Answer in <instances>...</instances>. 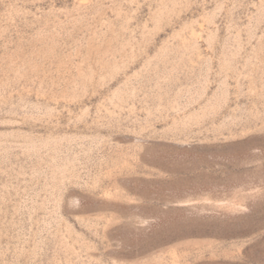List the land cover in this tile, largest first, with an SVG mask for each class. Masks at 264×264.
I'll return each instance as SVG.
<instances>
[{"label": "rangeland", "instance_id": "obj_1", "mask_svg": "<svg viewBox=\"0 0 264 264\" xmlns=\"http://www.w3.org/2000/svg\"><path fill=\"white\" fill-rule=\"evenodd\" d=\"M0 264H264V0H0Z\"/></svg>", "mask_w": 264, "mask_h": 264}]
</instances>
